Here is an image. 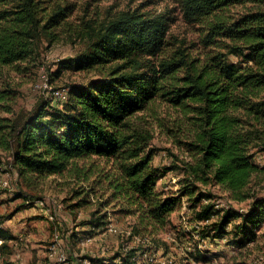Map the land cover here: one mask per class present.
Instances as JSON below:
<instances>
[{
	"label": "trees",
	"instance_id": "1",
	"mask_svg": "<svg viewBox=\"0 0 264 264\" xmlns=\"http://www.w3.org/2000/svg\"><path fill=\"white\" fill-rule=\"evenodd\" d=\"M177 2L188 24L204 21L201 44L218 47L219 39H228L222 47L226 52L194 54L195 42L170 35L177 20L172 11L124 8L103 17L84 15L74 23L68 6L57 0H0V157L9 156L0 172L10 180V187H0L10 191L7 171H13L21 184L14 197L21 200L18 211L38 208L62 240L63 217L58 213L49 220L36 201L54 205L34 189L51 177L66 178L69 183L59 186L71 188L62 203L75 221L95 201L96 190L87 184L99 171L98 160L111 167L104 175L111 194L81 223L91 231L106 232L113 220L104 208L118 199L116 211L132 218L131 234L120 235L123 240L140 236L160 246L156 236L172 225L171 216L184 201L192 213L189 220L201 223L195 226L201 239L243 248L260 232L264 236V196L254 191L264 185V164L257 162L264 151V0ZM247 3L237 17L226 15ZM61 39L81 44L80 51L59 60L54 72L41 71L40 78L46 73L53 88L45 92L48 100L29 110L16 108L19 86L13 75L43 66L42 43ZM70 71L95 78L53 85ZM56 90H66V97L56 99ZM155 102L183 115L171 123L176 136H184L180 142L187 157L175 156L164 168L153 165L154 123L141 116ZM172 171L178 190H160L159 181ZM213 187L238 206H219L222 197ZM6 217L0 216V264H21L8 259L15 246H9ZM76 235L70 241L76 242ZM149 248L126 245L108 258H93L92 264H139L138 251ZM191 256L211 259L203 250ZM189 259L181 264H192Z\"/></svg>",
	"mask_w": 264,
	"mask_h": 264
},
{
	"label": "rangeland",
	"instance_id": "2",
	"mask_svg": "<svg viewBox=\"0 0 264 264\" xmlns=\"http://www.w3.org/2000/svg\"><path fill=\"white\" fill-rule=\"evenodd\" d=\"M63 5L68 6L70 13L69 18L74 23H79L84 15L103 17L107 12H116L124 8L137 9L141 8L142 12H158L163 13L165 11H172L177 20L172 24L170 29V35L178 36L179 38H186L188 44L195 42L192 47L194 54L201 53L202 57L206 54H215L217 51L226 52L222 50L223 44H228V39H219L220 46L214 45L209 48H205L201 44V37L204 35L205 24H188L184 21L180 5L177 0H57ZM146 3L141 7L142 3ZM245 5L231 7L226 15L237 17V14L243 12L247 6ZM224 40V41H223ZM81 44L72 43L70 41H61L48 44V42L42 43L40 62L45 66L36 67L34 70H30L27 73L14 74L15 83L19 86V98L16 108L31 109L38 102L48 100L46 98L47 90L44 88H37V84L40 83V73L45 68L51 72L57 69V62L59 60L72 57L79 52ZM95 78L94 73H83L82 75L72 73L71 71L64 74L54 82V86H69L73 81H80L82 79ZM46 92V93H45ZM164 115L161 117V115ZM141 116L151 120L154 123L153 138L151 144L157 149L155 158L153 161L154 166L164 168L170 164V160L175 156L180 158L187 157L184 145L180 142L184 136H176L172 130V120L182 119L183 115L177 111L164 107L158 102L153 103ZM157 117H161L157 119ZM257 156V162L264 164V151H260ZM2 163L0 167L5 169L9 162V156L5 155L0 157ZM99 165L91 176L88 187L92 186L96 191L94 192L95 201L91 200L90 206H86L81 209L78 219L73 220L72 216L68 214L64 209L63 199L67 197L70 192L71 186L60 184L69 183L66 178L55 179L51 177L49 181H46L45 186H39L34 189L39 193L42 198L51 202L54 205L56 211L64 219V227L62 230L63 240L61 242L63 246L68 248L69 251H65L67 255L66 264H92L93 258H108L116 250H122L124 246L135 247L142 245L148 250L141 249L138 251L139 264H168L171 261L176 264H181L189 260L192 264H253L255 260H262L264 264V236L260 232L256 241L246 247L237 248L227 244L225 240H217L216 243H212L209 239H201L195 230V224L189 220L191 212L184 214L181 212V207L171 216L172 225L163 231H161L156 239L160 242V246L155 247V243L150 241V238L141 239L140 236L135 238L124 239L122 236L108 234L104 231H91V227L84 226L82 222H86L91 218L92 213L98 208H102V202L108 200L105 196H110L111 191L108 189V177L105 174H110L111 167L109 163L104 161L96 162ZM85 164V163H81ZM12 178L13 186L10 191L2 189L0 187V216L7 215L5 219L4 228L7 230L11 241L10 244H14L15 249H12L10 258L12 262L21 264H57L52 258H50L49 248L55 241L56 234L59 232L52 228V225L43 215L38 208L23 209L18 211L20 199H15L16 188L21 187V184H17L15 181V175L13 171H7ZM14 176V177H13ZM178 176L175 172H167L163 179L158 183V188L178 190L179 185ZM72 182V181H70ZM12 184V183H11ZM254 191L260 196H264V185L257 184L254 186ZM34 190H30L35 192ZM212 191L215 195L221 196L220 205L226 206L233 203L228 199L225 192L219 187H213ZM103 199V200H102ZM234 204V203H233ZM58 205H63V209L60 210ZM235 207L238 206L234 204ZM118 199L115 202L108 205L104 210L108 218L110 217L119 228L124 230H131L132 218L120 214L117 210ZM97 212V211H96ZM110 214V215H109ZM76 235L73 239L76 242L70 241L72 233ZM61 233V232H60ZM136 240V241H135ZM141 244H138V243ZM12 247V246H11ZM9 247V248H11ZM197 250H203L204 253H210L211 259L209 261L200 259L193 260L191 253H196ZM7 256V255H6ZM70 258V259H68ZM69 260V261H68ZM59 264V263H58Z\"/></svg>",
	"mask_w": 264,
	"mask_h": 264
},
{
	"label": "built area",
	"instance_id": "3",
	"mask_svg": "<svg viewBox=\"0 0 264 264\" xmlns=\"http://www.w3.org/2000/svg\"><path fill=\"white\" fill-rule=\"evenodd\" d=\"M40 80H41V82L37 84V88L38 87L44 88L43 90H52L53 89L52 86H50L48 84L46 73H43L41 75ZM65 92H66V90H56V91H54V96L56 97V99L57 98L58 99H64L66 97V93H67V92L66 93ZM0 186H2L4 188L10 187L9 178L6 175H3L2 172H0ZM36 203H37V205H39V207L44 208L49 220H51V221L56 220L58 212L56 211L54 206H51V207L47 206L46 202L43 200H38V201H36ZM226 206H228V204ZM59 207H61V206H59ZM181 212L184 214V216H186L185 214L190 213L188 205L185 201L182 204ZM195 226L197 229H199V227L201 226V223H199L197 225L195 224ZM106 232L108 234H114V235H118V234L119 235H122V234L123 235L124 234L130 235L131 234L130 230L121 229L115 223H110L108 225V228L106 229ZM196 232H198V231H196ZM1 244H2V240L0 239V248H1ZM49 249H50L49 250L50 258H52L54 261L59 262V263L60 262L66 263L67 255L65 254V249H64V246L61 242L59 234H56L55 241L53 242V244L50 246ZM1 259H2V252L0 250V261H1ZM168 264H176V263H173V261H171ZM254 264H263V261L262 260H256L254 262Z\"/></svg>",
	"mask_w": 264,
	"mask_h": 264
}]
</instances>
